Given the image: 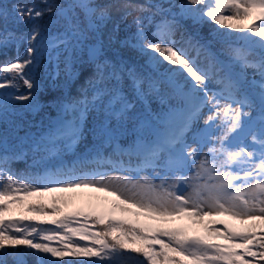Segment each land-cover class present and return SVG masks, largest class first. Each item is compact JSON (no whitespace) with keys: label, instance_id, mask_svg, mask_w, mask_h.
<instances>
[{"label":"trees","instance_id":"obj_1","mask_svg":"<svg viewBox=\"0 0 264 264\" xmlns=\"http://www.w3.org/2000/svg\"><path fill=\"white\" fill-rule=\"evenodd\" d=\"M208 10L204 0H0V264H159L155 244L162 245V264H237L241 255L218 245L176 249L171 239L189 241L178 227L158 235L147 218L66 213L51 204L45 182L48 162L61 155L29 144L31 133L60 116L62 104L72 107L63 114L71 119H84V106L98 111L89 120L92 152L109 145L103 132L131 146L174 128L188 103L175 87L178 72L159 69L157 61L170 57L166 43L175 27L182 26L179 40L197 56L238 63L244 55L241 38H228ZM54 35L72 46L71 76L58 85L33 69L36 49ZM114 99L138 111L108 108ZM236 239L234 245L243 241Z\"/></svg>","mask_w":264,"mask_h":264},{"label":"rangeland","instance_id":"obj_2","mask_svg":"<svg viewBox=\"0 0 264 264\" xmlns=\"http://www.w3.org/2000/svg\"><path fill=\"white\" fill-rule=\"evenodd\" d=\"M206 1L228 38L241 35L244 58L232 64L209 54L196 57L187 41L178 40L181 26L175 27L167 42L170 57L157 61V67L178 72L175 87L189 111L170 133H161L151 144L137 140L132 147H120L103 132L109 145L91 154L89 120L98 111L84 106L79 109L84 120H71L62 115L72 107L63 104L61 117L30 134L29 143L61 155L48 162L45 176L51 204L65 212H95L99 219L147 218L160 235L172 227L185 231L187 242L170 238L176 249L206 251L218 245L226 254L237 251V264H264V108L259 105L264 101V0ZM71 52L67 37L51 36L36 50L33 68L54 85L66 83ZM137 84L151 87L146 80ZM119 107L138 111L118 99L108 108ZM176 154L186 157L185 164L176 163ZM239 234L243 241L234 245ZM161 247L152 248L159 264Z\"/></svg>","mask_w":264,"mask_h":264},{"label":"bare ground","instance_id":"obj_3","mask_svg":"<svg viewBox=\"0 0 264 264\" xmlns=\"http://www.w3.org/2000/svg\"><path fill=\"white\" fill-rule=\"evenodd\" d=\"M262 59H264V57H261ZM76 163V162H75ZM108 163H111L112 165H115V164H117V162L115 161V160H111V161H109ZM74 165H76V164H74Z\"/></svg>","mask_w":264,"mask_h":264}]
</instances>
